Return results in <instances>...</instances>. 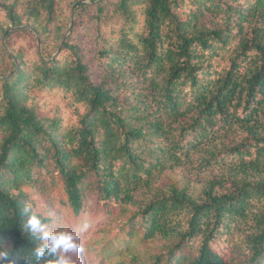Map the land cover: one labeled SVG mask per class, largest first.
Returning <instances> with one entry per match:
<instances>
[{"label": "trees", "instance_id": "1", "mask_svg": "<svg viewBox=\"0 0 264 264\" xmlns=\"http://www.w3.org/2000/svg\"><path fill=\"white\" fill-rule=\"evenodd\" d=\"M81 3L0 0V248L35 264L58 189L103 264H264V0Z\"/></svg>", "mask_w": 264, "mask_h": 264}, {"label": "rangeland", "instance_id": "2", "mask_svg": "<svg viewBox=\"0 0 264 264\" xmlns=\"http://www.w3.org/2000/svg\"><path fill=\"white\" fill-rule=\"evenodd\" d=\"M81 4L89 5L92 3V0H80ZM79 4H76L74 6H69L66 4H61L60 9L64 10V14L66 16H70V23L68 26V32L66 35H69L71 32V29L74 27L75 22L80 18L83 20L84 24L76 27L74 30V36L76 38V41L81 43L82 49L84 52L88 55L89 59L91 58V55L89 54L90 50L93 48V39L95 36V33L92 32L93 28V18L96 13L95 12L90 15V12H85L79 8ZM61 10V11H62ZM92 16V18H91ZM36 40V39H34ZM17 43L16 39H11V47L13 44ZM37 43L35 42V45ZM34 45V44H33ZM19 45L18 47H20ZM48 48V43L45 42L44 48ZM14 67L8 60V62L4 65L0 64V74L9 73V71L13 70ZM185 174H176L170 173L169 174V182L172 183H179L183 179H185ZM62 192H60L58 189L51 190L49 189L45 194H41L37 197L38 202V211L42 212L45 216L53 218L52 223L48 227L51 230L54 231H66L71 233L75 239L78 241V243L81 246V251L78 254L68 253V257L74 262V264H103L102 257L98 256L96 253L89 251L87 253V249L85 248V245L83 244V240L81 239V235L88 230L87 225H83L81 221H78V219H75V216L73 213H71L68 209H66L64 212H61L62 204L60 202V198L62 197ZM61 212V215L60 213ZM95 212L92 213L90 216H94ZM132 212H128L125 216H120L116 219V222L109 225L108 227L114 228L113 233L116 234L118 230L123 227V225L126 223L128 216H130ZM84 216V215H83ZM98 217L94 221H92L91 225L95 227V225H102V212H99ZM106 264H121L120 260H113ZM125 264H131L130 261Z\"/></svg>", "mask_w": 264, "mask_h": 264}, {"label": "clouds", "instance_id": "3", "mask_svg": "<svg viewBox=\"0 0 264 264\" xmlns=\"http://www.w3.org/2000/svg\"><path fill=\"white\" fill-rule=\"evenodd\" d=\"M23 213L27 215V221L25 228L32 233L40 234L39 239L42 241L41 246L34 249L35 264H74V262L68 257V253L78 254L82 249L75 237L66 231H54L49 229L45 224L41 223V218L35 213L30 212V208L25 206ZM47 249V253L45 252ZM53 256L54 259L45 260V256ZM12 253L6 248H0V264H13L10 259ZM31 264V261H28Z\"/></svg>", "mask_w": 264, "mask_h": 264}]
</instances>
